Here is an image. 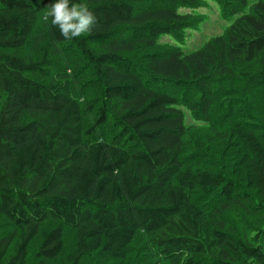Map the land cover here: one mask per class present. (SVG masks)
<instances>
[{"label":"trees","instance_id":"obj_1","mask_svg":"<svg viewBox=\"0 0 264 264\" xmlns=\"http://www.w3.org/2000/svg\"><path fill=\"white\" fill-rule=\"evenodd\" d=\"M208 1L222 34L159 41ZM54 2L0 0V264H264V217H224L264 215V0H70V40Z\"/></svg>","mask_w":264,"mask_h":264},{"label":"rangeland","instance_id":"obj_2","mask_svg":"<svg viewBox=\"0 0 264 264\" xmlns=\"http://www.w3.org/2000/svg\"><path fill=\"white\" fill-rule=\"evenodd\" d=\"M257 0H249V7L254 4ZM185 12H193L203 17V22L196 29H189L185 32L184 42H177L171 35H162L159 41L162 43H169L181 47L184 51H193L203 45L211 37L222 34L226 28L232 23L231 20H225L220 15L218 4L214 1H208V4L197 10L192 9H181ZM187 115V123L191 121V115L188 110H185ZM223 124V123H221ZM223 126V125H222ZM224 139H219L218 142L210 144L205 150L206 152L201 153V159L207 161L213 165V163L220 164L216 155H212L216 150L221 148ZM201 160V162H202ZM215 205V204H210ZM249 204H231L230 210L224 211V217L226 218V225L232 226L239 235L244 234L251 235V226H259V217H264L263 214L256 215L251 211ZM215 208V207H214ZM250 210V211H249ZM224 217H222L224 219ZM72 239V238H71Z\"/></svg>","mask_w":264,"mask_h":264},{"label":"clouds","instance_id":"obj_3","mask_svg":"<svg viewBox=\"0 0 264 264\" xmlns=\"http://www.w3.org/2000/svg\"><path fill=\"white\" fill-rule=\"evenodd\" d=\"M49 16L60 35L69 40L91 33L97 25V17L85 4L78 5L70 0H55L45 19Z\"/></svg>","mask_w":264,"mask_h":264}]
</instances>
